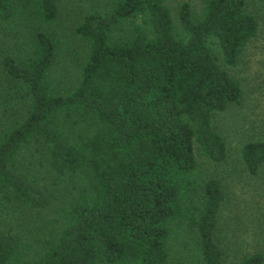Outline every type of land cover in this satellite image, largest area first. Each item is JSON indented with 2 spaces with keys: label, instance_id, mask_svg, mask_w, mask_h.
<instances>
[{
  "label": "trees",
  "instance_id": "1",
  "mask_svg": "<svg viewBox=\"0 0 264 264\" xmlns=\"http://www.w3.org/2000/svg\"><path fill=\"white\" fill-rule=\"evenodd\" d=\"M27 1L40 22L55 19L57 0ZM95 1L73 27L86 50L71 83H51L49 29L34 28L19 53L0 58L23 99L0 123V215L56 211L29 251L35 223L22 232L25 224L0 220V264H222L216 229L226 192L196 156L227 155L213 118L240 101L233 67L257 19L245 0H200L198 10L182 1L174 15L164 0ZM15 10L0 0V23ZM239 158L255 173L264 139L243 141ZM31 159L40 178L24 165ZM236 264L264 257L250 251Z\"/></svg>",
  "mask_w": 264,
  "mask_h": 264
},
{
  "label": "rangeland",
  "instance_id": "2",
  "mask_svg": "<svg viewBox=\"0 0 264 264\" xmlns=\"http://www.w3.org/2000/svg\"><path fill=\"white\" fill-rule=\"evenodd\" d=\"M13 1L16 17L12 21L0 23V58L5 53H19L17 46L25 45L22 43L23 38L34 28L42 31L49 29L56 42L49 74L51 83H71L77 77L78 63L86 50L85 42L75 35L73 27L76 19L89 9V5L97 2L57 0L58 13L55 19L42 23L27 0ZM182 1H186L194 10H198L201 5L200 0H164V3L174 15ZM245 8L255 16L258 24L255 34L242 46L237 64L233 67L234 73L241 80V98L238 103L229 104L217 112L213 118L216 129L225 140L227 155L218 162L196 156L198 167L206 175L217 178L226 192L219 209L216 229V240L224 253L222 264H236L242 253L255 250H259L264 257V163L255 173H250L239 158V145L243 141L264 139V2L245 0ZM22 103L21 92L8 85L0 69V123L19 114ZM36 160L31 159L29 163L25 161L24 165H28L27 169L40 178L42 167H39ZM43 212L40 220H32L33 217L26 218L25 212L16 216L5 211L2 212L3 216L0 215V220L7 222L8 217L17 226L25 224L22 232L27 230L24 228L29 223H35L30 233L25 232V246L29 251L53 226L52 217L56 211ZM46 218L50 222L44 226L40 222Z\"/></svg>",
  "mask_w": 264,
  "mask_h": 264
}]
</instances>
